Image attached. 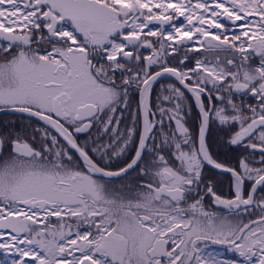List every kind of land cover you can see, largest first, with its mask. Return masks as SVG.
I'll use <instances>...</instances> for the list:
<instances>
[{
	"label": "snow or ice",
	"instance_id": "obj_1",
	"mask_svg": "<svg viewBox=\"0 0 264 264\" xmlns=\"http://www.w3.org/2000/svg\"><path fill=\"white\" fill-rule=\"evenodd\" d=\"M0 264H264V0H0Z\"/></svg>",
	"mask_w": 264,
	"mask_h": 264
},
{
	"label": "flooded vegetation",
	"instance_id": "obj_2",
	"mask_svg": "<svg viewBox=\"0 0 264 264\" xmlns=\"http://www.w3.org/2000/svg\"><path fill=\"white\" fill-rule=\"evenodd\" d=\"M225 255L230 257L231 254H229V253H225Z\"/></svg>",
	"mask_w": 264,
	"mask_h": 264
}]
</instances>
